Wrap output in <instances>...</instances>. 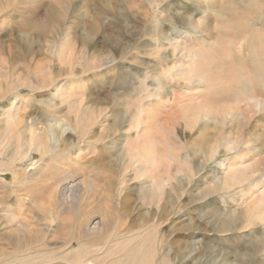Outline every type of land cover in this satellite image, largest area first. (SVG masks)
Returning a JSON list of instances; mask_svg holds the SVG:
<instances>
[{
  "label": "rangeland",
  "instance_id": "rangeland-1",
  "mask_svg": "<svg viewBox=\"0 0 264 264\" xmlns=\"http://www.w3.org/2000/svg\"><path fill=\"white\" fill-rule=\"evenodd\" d=\"M115 2L122 10H119L118 14L115 13L117 14L115 23L109 26L106 24V27L98 29L97 32L94 31L92 42L86 47L81 48L79 44H71V48L74 49L71 55L74 67L69 73L62 70L66 66L65 59L57 56L58 39L52 46V52L35 44L34 62L33 60L28 62L24 58L23 44L11 39L16 36L18 30L11 27L6 19L4 22L0 21V106L10 102L13 90L17 89V97L21 103L17 114L22 122L35 117L51 124L46 116L48 113H53L56 119L66 121L73 131L69 134L61 133L57 128L52 129L53 132L51 131L49 137L51 141H57L55 147L57 152L51 167H45L47 174L49 173L47 177L51 180L40 181L37 183L38 186L37 184L34 186L48 188L53 180L67 175L69 181L76 185H81L82 182L87 191L92 193L89 199L87 198L88 203L86 202L88 215L86 217L78 215L75 218L73 214H61L59 220L63 218L65 224L61 225L59 230H55L56 234L53 235L56 236V240L51 242L60 243L65 240L63 238L72 237L69 233L72 232V227L68 228L66 223L79 222V220L83 223L87 220L98 222L101 217L104 218L106 228L103 232L100 225L95 234L103 238L102 241L107 244L104 250L109 251L112 246L114 247L115 233L120 228L119 219L116 218L119 214L120 196L129 193L130 205L135 208L133 218L139 215L135 212L136 209L138 212H143L146 205H149L148 198L142 197V191L137 196L136 187L147 179L145 175L139 176L138 179L134 178V171L140 167V164L135 162L134 166L128 167L124 172L125 146L131 143L127 144L129 139L121 137L118 131L121 125H124V129L127 130V124L133 125V121L149 111L151 121H156L152 134L155 137L161 136L166 153L170 155L169 159H166L167 162L161 157L162 163L155 170V174L164 183L163 196L150 204L154 214L164 220L158 229L162 238H165L172 247L167 256L169 261L165 264H221L222 254H220L221 249L218 248L223 246L228 252L225 257L230 256V261H234V255L230 251H234L232 248L236 246L239 247L238 251L234 252L236 256H239L236 257L237 260L243 259V261L232 264H245V261L249 264H258L264 253L259 250L249 255V248L241 247V240H246L247 236H239L241 240L239 238H230L226 241L215 239L218 236L228 237L230 234L229 231L217 230L224 219L227 225L235 217L238 220L233 219V223L239 225L242 222V214L238 211L231 213L228 208L239 203L242 192L246 190V186L251 185V180H248V183L246 181L225 184L217 179L220 175V171L217 170L219 161L233 156L234 151L225 153L224 145L220 144L217 152L212 151L207 156L208 151L203 148L200 137L197 135L202 122L201 120L196 123L190 121L193 119L190 116L195 112L198 103L188 100L192 94L200 91L202 95L222 93L220 94L222 98L224 97L222 100L218 97L213 101L205 98V101L199 104L203 105V109L210 108L211 111L217 109L232 111L238 108L244 109L251 104L248 98L251 90L264 95V0H116L112 2V11L107 13L109 16L106 14L107 17H114ZM0 3L3 4L1 1ZM77 27L73 25L68 30L74 35L78 33L80 35L84 30L88 32V29ZM187 52L191 55L195 54L196 57L199 55L208 58L207 63L210 69H197L196 64L190 68V80L198 81V84H195L202 87L200 91L195 89L193 82L175 75L174 72H177L175 67L168 72L167 66L164 65L165 61L179 60ZM106 55L109 57L107 61L110 60V62L101 66ZM229 59L234 61L230 65H224L222 61ZM59 71H61L60 78L57 75ZM234 72L237 73L236 76ZM125 73L128 76V82L122 80L125 78ZM47 74L55 75L62 82L70 83V86L72 84L71 94L74 96L72 95L71 98L77 101L75 109L67 107V103L59 92L54 95V101L57 103L55 112L44 108L43 101L48 99V94L52 93V87H44L45 85L43 88L35 85L32 87V84L29 85L26 81L34 84L36 81L40 85L41 80L47 82L45 79ZM111 80L113 82L110 84ZM234 80L240 81L237 88L233 84ZM81 82L84 89L78 87ZM120 85L125 90L129 87L131 93L121 96L118 88ZM228 111L226 113L229 114ZM262 114L263 111L259 110L255 116ZM236 122L237 119L230 123L234 125ZM224 126V128L230 127L227 124ZM140 127L141 124H138L135 129ZM3 128H0V136L3 135ZM130 128L133 129V126ZM214 129L211 127L209 131L213 139L216 134ZM129 133L132 135L133 131L130 130ZM76 134L77 136L81 134L78 136L79 139ZM0 140V144L6 143L2 141V137ZM160 147L158 146L159 154L163 153V150L161 151L163 147ZM2 148L0 145V151ZM238 149L240 150L241 147ZM38 152H33L29 159L14 162L17 174H26L32 171L34 165L37 166L40 158ZM77 153L79 156L75 165L72 167L70 163L69 166L66 165L64 159L67 154L73 156ZM254 153L252 152V157ZM250 161L246 160L245 163ZM110 169L117 171L116 174L112 175ZM6 171L8 172H0V176L7 182H11L12 171ZM123 173L131 177V187L125 192L120 190L122 183L119 177ZM51 175H55L53 179ZM258 175L255 173L251 179L253 177L255 181ZM15 181L10 183L11 193H8L9 196L4 204L16 213L15 219L19 224L28 223L33 228L36 224H42L37 228H43L49 220L47 216L41 219L39 216L45 212L28 201L25 195L27 191L20 190L21 186L17 188ZM45 197L44 205H48L51 199L49 200L46 195ZM75 199L78 200V198ZM141 203L145 204V207L141 206ZM22 206L23 209H21ZM1 207H3L2 203H0V210ZM75 207L78 212V203ZM217 208H224L225 214H221ZM56 223L58 221H54L52 228H55ZM6 225L11 229L14 228L12 219H9ZM263 225H259L260 230H264ZM250 231L251 227L248 225L242 228L240 233H248L251 240ZM192 236L197 242H192ZM252 240L255 241L253 238ZM73 246L76 245L73 243ZM63 248L66 250L68 246ZM119 252L106 255L105 260L109 261ZM245 252H248V257L244 254ZM160 255L161 253L155 254L154 261H157ZM65 264L77 263L65 262Z\"/></svg>",
  "mask_w": 264,
  "mask_h": 264
},
{
  "label": "bare ground",
  "instance_id": "bare-ground-1",
  "mask_svg": "<svg viewBox=\"0 0 264 264\" xmlns=\"http://www.w3.org/2000/svg\"><path fill=\"white\" fill-rule=\"evenodd\" d=\"M0 1L3 3H0V21L4 22V20L6 19L11 27L18 30L16 36H14V38H10L16 42L23 44L25 53V55L24 53L23 55L25 57L23 55L22 56L25 58V60H28V62L33 60L34 62L35 44H38L40 48L44 47V49L48 52H52V46H54V43L58 39V48L56 50L57 56L60 59H65L64 61L66 63V66L62 70L68 71V73L74 67L72 65L73 61H71V55L74 49L71 48V44H79L81 45V48L86 47L88 44H91L93 39L92 36L93 34H95L94 31L97 32L98 29L106 27V24H108L109 26L110 24L115 23L118 11L120 10V7L117 5L118 3L116 4L115 2L116 5L114 4L113 7L114 17H107V13L110 12V10L112 11V2L114 3V1L116 0ZM3 22L1 23L3 24ZM73 25L78 26L77 28L88 29V32H85L84 30V32H82L80 35H78L79 33L77 35H74L68 30ZM107 59H109L108 55H106V57L104 58V63H101V66H105L110 62V60L107 61ZM233 61L234 60L229 59L228 61L223 60L222 62L224 65H230V63H232ZM207 62V57L199 55L198 57H196L195 54L191 55L190 52H187L179 60H173L171 62L165 61L164 65L167 66L166 68L168 72L169 69L175 67L177 69V72H174L175 75L181 77L182 79L193 82L192 84H194L195 89L200 91V88L202 87L195 84L198 81L190 80V68L193 66V64H196L197 69H210ZM169 64H171V66ZM60 72L61 71L57 73L58 78H60ZM236 75L237 73H235V76ZM46 77L47 78L45 79L47 80V82H43L44 80H41L40 85H38L36 81L35 84L33 82L30 83L26 81L29 85L32 84V87L33 85L42 88L44 85V87H52V93L48 94V99H45V101H43L45 103L44 108H48L49 111L55 112L54 109H56L57 103L54 101V95L57 92H59L60 96L64 98V101L67 103L68 108L77 107V101H74L76 99L71 98V96L73 95L71 94L72 84L70 86V83L67 84L66 81L62 82V80H59L55 75L52 74H47ZM112 80L110 81V84L113 82ZM122 80L124 82L129 81L126 73L125 78H123ZM80 84L81 85L78 87L84 89L83 83L81 82ZM233 84L237 88V86L240 85V81L234 80ZM243 85L247 87L245 83H243ZM258 85H256V87ZM118 88L120 89L119 93H121V96H124L127 93H131L129 87L127 88V90H125L121 85ZM144 91L146 90L144 89ZM114 92L116 93V91ZM17 93V89L13 90L11 101L0 106V128L4 127L3 135H1L0 137H2L3 142H6L4 144H0L1 147H3L0 151V172L7 173L8 171L6 170L12 171V181L16 180V187L18 188L21 186L20 190L25 189L27 191L25 195L28 197V201L34 204L36 208H39L40 210L43 209V211L45 212L41 216H39V218L41 219V217L47 216L49 223L46 224L43 228H37L39 224H36L35 228L31 227V225H29L28 223H25L24 225H22L21 223L19 224L17 222V219H15V217L17 216L16 213L4 204L7 200V197L9 196L8 193H11L10 183L12 181L7 182L5 178L0 176V203L3 204V207H1L0 210V264H65V262H73L77 264H165L166 262H168V252L172 247L165 238H162V234H160V230L158 229V227H160L159 225H162L161 222L164 220H161L162 217L156 216V214H154V211H152L150 204L156 202L157 198L160 199L161 196H163L162 193L164 189V183L162 182L163 180L155 174V170L162 163L161 160L163 158L165 159L164 161H166V159L168 160L170 155L166 153V150L164 148L165 143L161 139V136L155 137L152 134L153 129L156 125V121H151L148 114L149 111L141 115V117L136 121H133V125L127 124L126 126L128 131L124 129V125L118 127L120 136L125 137L126 140H130H127V144H129V142L131 143L129 146H125L124 144L126 156V164L123 167V169H125L124 172L128 167L134 166L135 162L140 164L139 168L134 167L136 168L134 171V178L138 179L139 176L145 175L147 176V179H144L140 183V185L136 187V190L138 191L137 196L142 191V197L145 199L148 198L149 205L147 204L145 207V204L141 203V206L145 207L143 209V212H138L136 209L135 212L139 215L135 218L132 217L135 208L131 207L130 205L129 193H124L127 188L131 187V177L130 175L128 176L126 173H123L121 177H119V180H121L122 183L120 190H124V194H120L121 196L118 211L119 218L117 215H115L117 216L116 218L119 219L120 228L118 232L115 233V239L113 238L114 247L112 246L110 248L111 250L109 249V251H107V249L104 250V246H107L106 242H103V238H100L95 234V231H98L100 225V227L103 228V232L106 228L104 218L101 217V219L99 218L98 222H94L93 220H85L86 223H83V221L80 220L79 222L74 221V223L68 222L66 223V225L68 228L72 227V232H69L71 233L72 237L69 236L67 238H63L65 240L61 241L60 243L51 242L53 240H56V236L53 235L56 234L55 230H59L61 225L65 224L63 218L59 220L61 214H73L75 218L78 215L79 217H86V215H88L87 201H89L88 197H90L92 193L87 191L85 186L82 185V182L81 185H76L72 181H69L67 175L60 176V178L58 177L56 180H53V183L49 187L44 185L48 188H37L36 186H34L37 183H40V181L51 180L49 177H47L49 173L47 174L48 171L45 167H51L54 155L57 152V150L55 149L57 141H51L49 137L52 129L54 130L55 128H57L61 133L69 134H72L73 131L71 130L69 124L66 123V121L62 122V119H56V116L54 117L53 113H48L49 111L47 112L48 114L46 118L51 124L47 123V121L42 122L40 121V118H35L33 116H31L33 117L32 119H25L22 122L18 118L17 114V111H19L21 107V103L19 101V98L17 97ZM202 94L203 93L201 91L194 93L191 95V98L189 97L188 101L198 103L195 112L190 116L193 118L190 121L196 123L201 120L202 122L197 135L200 137L202 146H204L203 148H206L208 151L207 156H209L212 151L217 152V147H219L220 144L224 145L225 153L228 151H234L233 156L219 161L217 170L220 171V175L219 177L217 176V179L222 180L225 184L244 183L246 181L248 183V180H251V185L246 186V190L242 192L243 194L242 196H240L239 203L234 204L233 207L228 208L231 213H236V211H238L239 214H242L244 221L241 220L242 222H240L239 220L240 223L238 222L239 225H237L232 222L233 219H236L235 217L227 225L225 223L226 219H224L221 227L217 230L229 231L230 234L228 237L218 236L215 239L226 241L230 240V238H239L241 240L239 236H247L246 240H241V247H245L247 249L249 248V253L245 252L244 254L248 253L250 255L251 252L255 253L259 250H262L264 253V230L259 229V225L264 224V95L262 96L260 94L254 93V91L251 90V93L248 95L249 102L251 104L247 105L244 109L238 108L232 111H230V109H217L211 111L210 108L203 109V105H200L199 103L204 102L205 98L213 101L218 97L222 100L224 98H222L220 95L222 93L218 94L214 92L211 94L207 93V95ZM20 99L22 100V98ZM190 102L189 104H192ZM186 104L189 105L188 103ZM137 108L139 109V107ZM259 110L263 111V114L257 115L256 117L255 114L259 113ZM227 111L229 112V114L226 113ZM235 119H237V122L234 125H231L230 122ZM138 124H141L140 129H135V126H137ZM225 124H227V126L230 125V127L224 128ZM131 126H133V129L130 128ZM211 127L212 129L215 128L214 130H216V134L214 133V139L212 138L213 136L211 137V134L209 135ZM115 130L116 129H114V131ZM130 130L133 131L132 135L129 133ZM166 131L168 130L166 129ZM81 134H78V136ZM78 136L77 138L79 139ZM158 146L163 147V149H161V151L163 150V153H158ZM240 147L241 149L239 150L238 148ZM33 152H38L40 154V158L38 160L39 163L37 164V166L34 165L31 172H28L26 174H17L14 169V162L31 158ZM252 152H255L253 157L251 155ZM78 156V153L73 156H69L67 154L64 159L65 164H68L69 166L70 163V166L72 167V165H75L74 163L77 162L76 160L78 159ZM246 160L252 161L245 163ZM116 172L114 169H110V173L112 175H115ZM255 173H258L259 175L255 179V181H253V175ZM54 176L55 175H51L50 177H52L53 179ZM251 176H253L252 179ZM222 181L220 182V184L222 183ZM30 183L32 184L31 186L29 185ZM38 185L39 184H37V186ZM45 195L49 198V200L51 199L48 205L45 204L46 206L44 205V203H46ZM75 198H78V200H76ZM77 203L79 205L78 212L75 207ZM21 209H23V206ZM30 211H32V209ZM30 211L28 212L30 213ZM217 211H220L221 214H225L224 208H217ZM17 214L19 213L17 212ZM9 219H12L13 221V229L6 225V222H8ZM54 221H58V223H56L55 228H52V224L54 223ZM248 225L249 227H251V240L248 237V233H240L241 229ZM193 238L194 236H192V242H197V240ZM252 238L257 243L253 241ZM110 240L111 239H109V241ZM73 243L76 246H73ZM65 246H68V248H65L66 250H64L63 248ZM238 248L239 247L236 246L235 248H232V250L237 252ZM218 249H221V264H232L236 261L237 263H242L243 259L237 260L236 257L239 256H236L237 254L234 251H230V253L234 255V261H230V256H228V258L225 257L226 255H228V252L224 250V246ZM119 251L122 252L120 253ZM118 252L119 254L114 256L112 259H109V261L105 260L106 255H113ZM159 253H161L160 257H158L157 261H154V255ZM244 263L249 264L248 261H245ZM258 264H264V256L262 257V260L260 259Z\"/></svg>",
  "mask_w": 264,
  "mask_h": 264
}]
</instances>
